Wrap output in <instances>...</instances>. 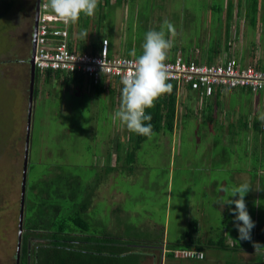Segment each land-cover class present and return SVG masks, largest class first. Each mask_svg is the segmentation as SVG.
Instances as JSON below:
<instances>
[{
	"label": "rangeland",
	"instance_id": "rangeland-1",
	"mask_svg": "<svg viewBox=\"0 0 264 264\" xmlns=\"http://www.w3.org/2000/svg\"><path fill=\"white\" fill-rule=\"evenodd\" d=\"M9 1L11 6L0 17V264H15L19 254L18 218L24 158H27L25 200L29 190L38 201L39 209L43 206L45 211L48 208L50 211L62 210L64 214L69 213L71 208L76 210L75 207L87 200L83 214L91 231L104 227L107 232L117 233L121 238H130L127 235L130 232L131 235H143L139 239L148 243L142 242L145 245L141 247L144 255L136 258L134 264H224L225 261L226 264H264V249L255 253L253 247L254 243L264 245V161L252 169L254 161H248L251 156L245 157L249 167L241 161L243 169L237 170L238 161L244 158L241 152L246 142L249 153L253 152L255 156L261 153L251 141V148L248 146L249 137L253 135L250 130H244L245 117L236 121L240 113L247 110L251 119L258 118L261 122L264 104L259 100L264 103V99L254 96L258 101H252L250 97L253 95L237 97L236 93L230 94V101L226 97L225 104L211 105L210 120H207L202 107L199 110L193 103L189 112L192 120L187 121L191 125L178 127L176 122L177 126L171 133L152 135L135 152L137 158L134 162L130 161L132 165L128 164L126 153L120 154L115 162L116 154L109 155L115 134L118 144L125 146L130 132L118 121L114 123L112 120L120 106V100L114 94L96 95L86 84L85 87L77 84L76 88L74 81L67 89L58 84L49 87L41 79L36 85L37 94L33 92L28 124V62L34 32L35 0ZM236 3L233 0L234 6ZM119 5L112 2L106 15L114 17L115 21L111 27L106 26L101 35H90L91 41L100 40L102 35L109 41L107 37L117 30V26L112 30L113 26L116 23L119 25L118 17L123 16L128 18H121L124 24L117 30L121 37L116 39L122 41L123 48L130 45L127 44V39H130L137 57L142 54L146 32L161 30L165 20L175 28L174 35L165 29L173 47L177 46L169 50V56L180 50L185 58L192 55L201 60L203 55L206 56L207 47L215 42L219 46L217 56L228 53L225 47L227 0H132L121 8ZM216 7H221V11H217ZM239 8L242 12L233 15L231 21L232 36L235 37L234 56L238 54V49L246 47V55L252 52L263 56L264 2H259L255 14L247 11V6H236L237 10ZM233 12L236 10L233 9ZM90 21L87 17L85 29L88 34ZM123 27H126V32ZM122 53L130 55L131 52ZM245 57L247 61L242 60L245 63L261 61L252 56ZM184 92L180 90L178 93L177 121H182L181 116L186 110L182 99ZM201 103L202 100L199 105ZM229 112L234 116L231 119ZM199 122L209 123L197 129ZM261 128L264 137V128ZM262 138L259 143L264 142ZM223 144L232 149L228 150ZM260 148L264 151L262 145ZM249 153L246 156L249 157ZM223 160L226 161L225 169L221 163ZM213 161L215 164L211 167ZM109 164L113 168H109ZM180 164L181 168H185L183 173L176 175L168 172V165L176 171ZM202 167L204 176L199 175ZM186 170L193 172L186 177L183 175ZM178 178L187 179L189 185L183 187ZM242 183H248L253 189L245 197L247 210L255 222L251 241L239 240L231 211L235 205L224 206L230 193L218 191L221 187L231 188ZM165 199L169 200L168 211L164 210ZM256 201L260 204L256 205ZM165 216L167 223L163 227ZM151 221L155 222L152 228L142 227L144 222L151 225ZM130 222L139 231H133V226L128 228ZM189 225H195L194 234L201 237L205 257L201 260H174L165 254L162 259L156 249L160 245L151 243V240L156 238L158 241L157 235L163 234V230L166 233L162 241H165L164 237L175 240L189 229ZM209 240L213 244H209ZM42 242V239H30V249L36 250L35 244ZM128 248L140 253L138 247L131 245ZM83 249L72 246L64 256L67 264H82L79 254L86 250ZM76 251L78 256L73 254ZM102 251L108 254L115 252L116 257L125 249L116 247L113 252ZM32 259L34 261L30 264H51L46 260L40 262L35 257ZM124 260L125 264L132 263L125 257Z\"/></svg>",
	"mask_w": 264,
	"mask_h": 264
},
{
	"label": "trees",
	"instance_id": "trees-1",
	"mask_svg": "<svg viewBox=\"0 0 264 264\" xmlns=\"http://www.w3.org/2000/svg\"><path fill=\"white\" fill-rule=\"evenodd\" d=\"M120 1V0H118ZM130 1V0H128ZM237 5L236 6H247V11H251L253 14H255L258 11V4L261 0H236ZM264 2V0H262ZM235 4V3H234ZM11 6V2L9 0H0V17L4 14H6V11ZM236 6L233 5V0H227V9L225 11L226 16V24H225V40H226V51L227 57L232 56L234 53L230 52V48L233 43H235V37L232 36L231 31V21L233 15H239V10L236 9ZM98 7H100V11L104 9L105 5L102 6L100 3L98 4ZM233 9L236 10L235 14L233 12ZM244 8H242L243 10ZM217 11H221V7H216ZM51 13V12H50ZM52 14V13H51ZM103 16L98 15V18H102ZM253 17H251L252 19ZM250 19V20H251ZM86 16H81L79 22L75 25L71 26H65L62 22H56L59 23L62 27H65L66 31L68 32L67 36V46L70 48L71 51L74 52H84L89 50L92 46H94V43L89 39V37H82L81 32L86 31ZM252 24H254V19L251 21ZM58 24V25H59ZM56 40H60L61 38L59 36H56ZM102 37L100 36V42L99 46L101 45ZM57 45V44H56ZM214 45V46H213ZM217 45V46H216ZM96 46V44H95ZM216 46V47H215ZM177 46H174L171 49H175ZM210 51L209 53V60H212V55H217V52L219 51V46L217 42L214 44H211L209 47ZM130 50H127V53H129ZM176 53V52H175ZM174 53V54H175ZM31 54V53H30ZM169 56V55H168ZM173 56V55H172ZM188 55L187 57H189ZM234 56V55H233ZM170 57V56H169ZM196 61H202L204 58H201V60L195 58ZM259 64L263 67L264 66V60L263 62L259 61ZM29 65V62H28ZM30 66V65H29ZM30 75V71H29ZM74 77V78H73ZM43 79L44 83L49 85H63L66 89L69 88L70 84L74 81L76 83V88L79 86L85 87L86 84L89 90H94L96 95L101 94H114L118 101L120 100L121 103V90L122 85H117V82L115 80H110L105 84V82H101L98 85H93L92 83L88 82L85 78L84 74L80 73H66L64 71L60 70H47V71H41L38 68L35 69V82L34 85V94H37V82L41 81ZM170 83V82H168ZM78 84V85H77ZM171 84V83H170ZM50 87V86H49ZM187 89V88H186ZM187 92L183 93L182 99L184 101L185 105V112H183L181 118L182 121H177L175 118L177 116L178 109L176 108L179 103V95L176 92L174 86H172V89L170 92L163 94L159 97V99L155 102V106L151 109L146 110L147 115H151L152 120L150 121L153 133L159 134L162 132L165 133H171L173 131L174 126L176 125V122H178V127H180L181 123L184 127H188L191 125V123L187 122L192 120L190 118V106L193 103L196 104V108L199 109L201 106L203 109L204 114L207 117V120L212 119L211 115V104L208 101L209 97L203 96L200 99L202 100V103L199 105L197 102V99L194 97V93H191L190 90H186ZM182 95V94H181ZM200 110V109H199ZM198 115V114H197ZM243 114L240 115L239 119H243ZM245 116V123H243L244 130H250L252 133V137H249L248 146L250 147V141L256 146V148L259 150V156H255L254 153H249L248 149L246 148L247 142L243 146L242 155H244V158H241L240 164L238 163L237 169H243L241 165V161H244V166H248V162L246 161V158H250L248 161H264V151L260 148L262 145L264 147V144L259 143L258 141L263 137L261 135L263 132L261 131L262 121L260 122L258 118H253L251 121V124H247L249 119H246ZM184 118V119H183ZM146 124L148 122H145ZM200 123V124H199ZM197 125V129H199L200 125L208 124V123H202L199 122ZM181 125V126H182ZM193 126V125H192ZM204 126V125H203ZM194 127V126H193ZM263 127V126H262ZM195 128V127H194ZM264 128V127H263ZM196 129V128H195ZM263 130V129H262ZM196 131V130H194ZM153 134V135H154ZM117 135V134H115ZM197 136V135H196ZM198 137V136H197ZM248 137V136H247ZM148 137L141 136L135 133L130 132L128 137L127 145L125 146H118L117 139H114L112 141V153H109V155H115V162L119 159L120 154H127L128 164L132 165L131 162H134V159H136L137 154L135 155V152L139 150L142 146V144L147 140ZM264 140V137L262 138ZM129 143V145H128ZM264 143V142H263ZM202 143H200L201 145ZM228 148V150H231L232 148L225 146ZM251 148V147H250ZM242 149V147L240 148ZM120 150H122L121 153ZM126 150V151H125ZM117 151H119L117 153ZM125 151V152H123ZM254 151V150H251ZM231 153H234L231 151ZM246 153H249V157L246 156ZM246 157V158H245ZM238 160V158H237ZM131 161V162H130ZM222 164H225L226 161H221ZM214 161L211 164V167L214 166ZM255 164L251 166V168H255ZM258 164H256L257 166ZM30 167V166H29ZM113 168L109 164V168ZM249 167V166H248ZM108 168V169H109ZM185 168H181V164L176 168V175H178L180 172H182ZM169 170V168H168ZM178 173V174H177ZM174 174V173H173ZM167 184V183H166ZM26 187V186H25ZM27 199L24 201V216L22 220V226H21V233H20V251H19V264H28V256L31 258L35 257L40 262L43 261H49L51 264H67V261L65 260V254L67 251H70L72 249V246L75 248H83L86 249L83 251V254H79L77 251L73 254H76L80 256L81 260L83 261L82 264H125L124 257L129 261L132 262L131 264H134L136 258H140L141 254L134 251V249H129L128 247L135 246L139 247L142 242L148 243L146 240L141 241L139 238H141L143 235H131V232L127 235L130 238H121V236L117 233L112 234L111 232H107L106 228L103 227L102 230H98L94 228L91 231V226L89 223H86L85 221V214L83 212L87 208V200H85L83 203H81L80 206L71 208L69 213L64 214L62 210H49L45 211L41 206L39 209L38 201L34 197L31 191L27 190ZM260 196V194H259ZM30 198V199H29ZM38 215V216H37ZM37 216V217H36ZM146 222V221H145ZM144 222L143 228H152L154 221H151V225ZM193 224V223H192ZM133 226V228H132ZM195 225H190L189 229L185 231L182 235L180 234L175 244H168L165 243L164 240L162 241L163 234L157 235L158 241H156V238H153L151 243L153 244H159L160 246L157 247L159 249L161 246H164L165 248V254H170V256L173 255L172 249L176 247H186V248H195L196 250L205 251L203 244L200 242L201 237L196 236L194 234L195 228H193ZM131 227L134 231L136 226L133 224L128 223V228ZM136 231H139L137 229ZM134 238V239H132ZM30 239H42L44 242L35 244L36 250H31L29 246ZM137 239V240H136ZM186 240L185 245L180 244L183 240ZM210 241V240H209ZM129 242V244H128ZM213 243V241H210ZM131 244V245H130ZM116 247L123 248L125 251L123 253L116 255L114 257L113 252ZM169 249L170 252H169ZM102 250H108L112 251V253H105ZM124 256V257H123ZM34 261V260H33ZM81 264V262H80Z\"/></svg>",
	"mask_w": 264,
	"mask_h": 264
},
{
	"label": "built area",
	"instance_id": "built-area-1",
	"mask_svg": "<svg viewBox=\"0 0 264 264\" xmlns=\"http://www.w3.org/2000/svg\"><path fill=\"white\" fill-rule=\"evenodd\" d=\"M41 4L42 0H39L33 55L35 69L84 74L87 81L93 85L101 82L106 84L110 80L122 85V77L134 71L131 61L137 56L114 53L107 39H102L98 48L93 46L84 52L71 51L67 46L68 32L65 27L56 24L59 20L50 13V10L40 13ZM56 36L61 39L56 40ZM195 58L192 55L183 57L180 50L174 56H167L165 63L169 74L168 82L174 86L177 93L188 89L194 93L198 103L201 97H210L216 91L231 92L240 89L254 96L264 97V66L262 67L258 61L253 64L245 63L239 57L233 55L227 57L226 54L219 55L211 61L206 59L196 61ZM262 126L264 127V120ZM173 255L178 258L195 259L204 256L202 251L194 248L175 249Z\"/></svg>",
	"mask_w": 264,
	"mask_h": 264
},
{
	"label": "clouds",
	"instance_id": "clouds-1",
	"mask_svg": "<svg viewBox=\"0 0 264 264\" xmlns=\"http://www.w3.org/2000/svg\"><path fill=\"white\" fill-rule=\"evenodd\" d=\"M97 6L98 0H47V2L42 0L40 13L50 10L54 17L65 26H71L77 24L82 15L86 17L94 16ZM165 29H167L169 34H175L174 26L167 20L163 22L161 30H149L146 32L144 42L141 46L142 54L131 61L134 66V71L124 75L121 79V84L123 86L121 90V103L119 109L115 111L112 116L114 123L118 121L122 126L126 127L129 132L146 136L149 139L154 133L150 123L152 117L146 114V110L153 108L159 97L170 92L172 89V85L168 83L169 74L165 61L169 50L173 47V41L171 38L166 37ZM81 36L88 37L87 31H82ZM105 43L107 44V41H105ZM130 55L136 57V50L133 49ZM260 119L264 120V115H261ZM145 122L148 123L146 124ZM252 190L253 189L248 183H242L239 186H232L231 188L221 187L218 189V191L222 193H230L224 206L235 205V208L231 209V211L234 215L233 223L238 230L239 240L241 241H251V233L255 227V222L252 220L245 202L246 195ZM255 204L259 205L260 201H256ZM180 244L185 245V242L182 241ZM143 246L145 245L141 244L138 247L141 256H143V252L141 251V247ZM253 247L255 253L264 249V245L260 243H254ZM184 248L186 247H176L172 250L169 249V252L170 250L173 252L175 249ZM159 252L163 259L165 256L164 246L159 248ZM170 257L186 259L183 257L178 258L174 255Z\"/></svg>",
	"mask_w": 264,
	"mask_h": 264
},
{
	"label": "crops",
	"instance_id": "crops-1",
	"mask_svg": "<svg viewBox=\"0 0 264 264\" xmlns=\"http://www.w3.org/2000/svg\"><path fill=\"white\" fill-rule=\"evenodd\" d=\"M127 1L128 0H120V1H118V0H98V4L100 3V5H102V6H104L105 5V7H104V9H102V11H100L99 12V10H100V7H98L97 6V9H96V11H95V14H94V16H92V17H90V19H91V21H90V32H89V38H90V35H101V33L104 31V29H106V26H109V27H111V24H112V22L113 21H115V20H113L114 19V17H111V16H108V15H106V13H107V10L110 8V6H111V4H112V2L114 3H118V4H120L119 5V8H121L123 5H127ZM129 2H132V0L131 1H128V3ZM125 5V6H126ZM227 9V8H226ZM225 9V10H226ZM121 13V12H120ZM235 14V13H234ZM98 15H101V16H103L101 19L100 18H98ZM116 18V17H115ZM121 18H123V16H119L118 17V20H117V22H118V24L119 25H117V23H116V25H114L113 26V29L112 30H114V28H115V26H117V30L119 29V28H121L122 26H123V24H124V21H122V19ZM128 17H125V18H123V20L124 19H127ZM135 20V19H134ZM123 29H124V31L126 32V27H123ZM117 30L116 31H114V33L112 32V34H111V32H108V34H111L110 35V37H107L108 39H109V41H108V44H109V46H110V49L114 52V53H117V54H119V53H121L122 55H126V54H123L122 52H126L127 53V50H130V52L134 49L133 48V44L134 43H131L130 42V39H127L128 40V43L126 42V40H125V42L127 43V44H130L128 47H126V48H123L122 47V45H121V43H122V41H119V39L117 40L116 38L117 37H121V35H120V33H118L117 32ZM125 32H123V36H124V34H125ZM87 33H88V31H87ZM117 34V35H116ZM121 34H122V29H121ZM116 35V36H115ZM115 36V37H114ZM87 37V38H88ZM102 37V39H103V37H104V35H102L101 36ZM93 42V41H92ZM99 42H100V40H97V41H95V42H93L94 43V46H95V44H96V48H98L99 47ZM124 43V42H123ZM235 43H233L232 44V46L234 45ZM132 45V46H131ZM209 47L210 46H208L207 47V50H206V56H204L203 55V57L202 58H204V59H209V51H210V49H209ZM234 47H235V45L232 47V48H230V52L231 53H234L233 55H235V49H234ZM242 49H244L243 51H242ZM129 52V51H128ZM129 52V53H130ZM245 52H248V50H247V47L246 48H241V49H238V54H236V56L237 57H239L240 58V60L242 61L243 59L244 60H246V57L245 56H252V58L253 57H255V58H258V59H260L261 60V62H263V60H264V54H263V56H260V55H255L254 53H252V52H249V54H247L246 55V53ZM127 55H129V54H127ZM212 57V60H215L216 58H217V55H212L211 56ZM247 61V60H246ZM233 93H236L235 95H237V97H240V95H245L246 97H248V95H251L252 96V94H250L249 92H247V91H243V90H236V91H231V92H229V91H224V92H221V91H216L215 93H214V95H212V96H210L209 97V99H208V101L210 102V104L213 106H216V105H218L219 103H226V97H227V101H230L228 98V96L230 95V94H233ZM259 97H261V95H259ZM251 99H252V101H258L257 100V98H255L254 97V95L252 96V97H250ZM263 99H264V97H263ZM259 102H262V104H264L263 103V101H260L259 100ZM237 106V105H236ZM254 106H255V104H254ZM239 108V107H238ZM237 111H238V109H237ZM245 111V110H244ZM211 112H212V108H211ZM241 114H243V113H240V115ZM246 114V119H249L248 120V122H247V124L249 123V124H251V121H252V119L249 117V114H248V112H247V110H246V113H244V115ZM228 115L230 116V118L229 119H231V116H233V114L232 113H228ZM244 115H242L243 117H245ZM234 117V116H233ZM240 119H239V117H238V119L236 120V121H239ZM235 121V122H236ZM181 125H182V123H181ZM227 126V124L226 125H223V127H226ZM115 139H117V144H118V138H117V135H115ZM172 144L173 145H175L174 144V142H172ZM261 144H264L263 142H261ZM120 144H118V146H119ZM224 145V144H223ZM226 145H224V147H225ZM220 152V151H219ZM220 154V153H219ZM113 156V155H112ZM220 158V157H219ZM114 160H115V158H114ZM261 161L259 160V161H255L254 163H256V164H259ZM170 163V162H169ZM238 163L240 164V162L238 161ZM256 164H255V168H256ZM179 166V165H178ZM258 166V165H257ZM227 166L224 164V169L226 168ZM243 167V166H242ZM168 168H169V170H168V172L170 173V174H173V173H176L174 170H171V168H170V165H168ZM204 170V168L202 167L200 170H199V173H201V174H199L200 176H204L203 174H202V171ZM237 170H240V169H237ZM193 171H190V170H186V171H184V174L183 175H185L186 177L189 175V174H191ZM208 172H210V170H208ZM181 173H183V172H180L179 174H181ZM178 174V173H177ZM184 179V178H183ZM178 180H179V184L181 185L182 183H183V187H187V185H189V181H187V179L186 180H182V179H180V178H178ZM177 195H179V192H178V194ZM167 196H168V193H167ZM177 198V197H176ZM182 200V199H181ZM183 201V200H182ZM165 204H164V210L165 211H168L167 209H166V207H168V202H169V200L168 199H165ZM220 206H221V204H220ZM166 217L167 216H165L164 217V223L161 225V226H163V227H165V223H167V221H166ZM190 226V225H189ZM163 235L165 236V233H166V230H163ZM184 233V232H183ZM182 233V234H183ZM195 233V232H194ZM181 234V235H182ZM197 236V235H196ZM179 237H181V236H179L178 235V238ZM178 238L177 239H175V240H167L165 237H164V239L166 240V241H164L165 243H168V244H175L176 242H177V240H178ZM186 240L187 239H185V240H183V242H185L186 243ZM211 241V240H210ZM210 241H208V243L209 244H213L212 242H210ZM150 247V246H149ZM151 247H153V246H151ZM157 249V248H156ZM158 252H159V249L157 250ZM146 254V253H145ZM144 255V254H143ZM204 257H205V254H204ZM172 259H174V260H177L176 258H172ZM158 262L159 263H161V261H160V258L158 257ZM226 262V261H225ZM224 262V264H226ZM175 264H177V263H175Z\"/></svg>",
	"mask_w": 264,
	"mask_h": 264
},
{
	"label": "water",
	"instance_id": "water-1",
	"mask_svg": "<svg viewBox=\"0 0 264 264\" xmlns=\"http://www.w3.org/2000/svg\"><path fill=\"white\" fill-rule=\"evenodd\" d=\"M36 3V9L34 14V32L32 35V44H31V56L29 59V65H30V83H29V99H28V113H27V119L29 124V118H30V107L31 102L33 100V92H34V82H35V67L33 64V55L35 51V36H36V26H37V18H38V12H39V0H35ZM28 136V131L26 134V138ZM26 157V154H25ZM27 158H24V164H23V171H22V181H21V195H20V212H19V218H18V241H17V247L18 251L20 249V233H21V226H22V220H23V207H24V194H25V178H26V163ZM16 264H19V254H17L16 257Z\"/></svg>",
	"mask_w": 264,
	"mask_h": 264
},
{
	"label": "flooded vegetation",
	"instance_id": "flooded-vegetation-1",
	"mask_svg": "<svg viewBox=\"0 0 264 264\" xmlns=\"http://www.w3.org/2000/svg\"><path fill=\"white\" fill-rule=\"evenodd\" d=\"M33 7H35V9H36V3H34ZM35 9H34V14H35ZM27 261H28V264H30V262H33V259L30 256H28V260Z\"/></svg>",
	"mask_w": 264,
	"mask_h": 264
},
{
	"label": "bare ground",
	"instance_id": "bare-ground-1",
	"mask_svg": "<svg viewBox=\"0 0 264 264\" xmlns=\"http://www.w3.org/2000/svg\"><path fill=\"white\" fill-rule=\"evenodd\" d=\"M70 49V48H69ZM74 78V77H73Z\"/></svg>",
	"mask_w": 264,
	"mask_h": 264
}]
</instances>
